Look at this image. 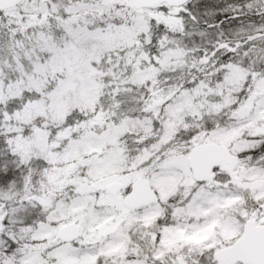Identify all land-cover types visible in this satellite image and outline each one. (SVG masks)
<instances>
[{"label": "snow or ice", "instance_id": "snow-or-ice-1", "mask_svg": "<svg viewBox=\"0 0 264 264\" xmlns=\"http://www.w3.org/2000/svg\"><path fill=\"white\" fill-rule=\"evenodd\" d=\"M0 264H264V0H0Z\"/></svg>", "mask_w": 264, "mask_h": 264}]
</instances>
